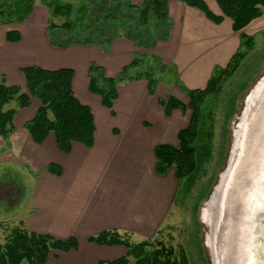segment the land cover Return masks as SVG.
Listing matches in <instances>:
<instances>
[{
    "label": "crops",
    "instance_id": "crops-1",
    "mask_svg": "<svg viewBox=\"0 0 264 264\" xmlns=\"http://www.w3.org/2000/svg\"><path fill=\"white\" fill-rule=\"evenodd\" d=\"M205 1L215 14L222 15L214 0ZM131 2L140 4L144 0ZM169 12L172 33L155 53L166 64L175 66L186 87L203 89L215 68L228 63L237 51L239 35L226 18L217 24L199 9L178 0L170 2ZM111 46L106 53L98 46L62 49L49 42L29 46L23 56L15 57L26 66L73 69V89L81 102L92 106L95 117L94 145L73 143L69 154L59 150L54 133L44 143L36 144L27 131L20 132L24 156L32 168L40 170L34 200L36 211H28L21 222L32 232L60 239L75 237L79 243L77 250L57 252L54 256L65 258L63 264H98L124 256L125 247L97 245L88 238L107 230L148 238L168 223L178 196L175 169L166 175L156 171L155 148L160 144L177 146V134L187 128L191 114L176 110L167 116L149 93L145 79L124 82L118 87L113 113L102 106L100 96L89 90L90 65L104 67L106 75L113 77L133 60L130 40L119 38ZM39 106L40 102L30 115L25 113L22 123L32 119ZM22 113L16 115V122ZM49 163L61 166L62 174L46 171ZM48 264L58 263L49 257Z\"/></svg>",
    "mask_w": 264,
    "mask_h": 264
},
{
    "label": "trees",
    "instance_id": "trees-1",
    "mask_svg": "<svg viewBox=\"0 0 264 264\" xmlns=\"http://www.w3.org/2000/svg\"><path fill=\"white\" fill-rule=\"evenodd\" d=\"M169 1L145 0L142 4H133L131 0H87L77 9L78 17H73V3L66 0H42L52 17L48 31L53 45L66 48L74 44H95L106 50L114 40L122 37L138 46L149 48L155 47L160 41H168L173 26L168 10ZM179 1L199 9L217 24L222 23L224 17L230 18L233 30L241 33V47L224 69L215 68L205 88L184 87L183 90L190 99V123L179 132L178 147L160 144L155 148L156 171L165 175L170 168H175L179 182L178 194L183 181H196L201 165L210 154L209 145L198 146L196 141L201 133L202 106L209 96L221 91L225 80L235 73L240 61L253 47L254 38L242 31L253 20L262 16L264 9V0H216L223 13L220 16L209 8L205 0ZM35 2L36 0H0V25L26 21L35 7ZM56 18L63 22L57 24ZM6 38L10 42H19L21 33L17 30L9 31ZM138 65L139 60L134 58L118 76L112 78L106 75L103 67L92 63L89 68V90L98 94L102 105L111 110L118 97V86L125 81L145 79L149 93L155 95L157 80L152 69L145 73L130 74L131 69H136ZM21 72L25 76L26 91L19 85L9 84L5 75L0 77V136L8 139L15 130L17 110L7 106L16 101L19 108H27L34 98L40 102V106L25 127L36 144L44 143L48 135L54 133L59 150L65 154L72 151L73 143L92 147L96 132L95 117L92 108L81 102L73 89L74 70H49L28 66L22 68ZM159 103L164 106L167 116L174 110L186 109V105L174 97H169L167 102L159 100ZM46 169L54 175L62 174L61 166L55 163H49ZM88 241L97 245L123 246L127 249L124 256L110 261L101 260L98 264H131L132 259L135 264H190L184 250L177 254L174 247H167L158 238L133 242L128 234L107 230L89 237ZM78 248L79 243L75 237L60 239L49 234L32 232L20 222L18 226L10 229L5 243L0 244V264H47L52 251L69 252Z\"/></svg>",
    "mask_w": 264,
    "mask_h": 264
},
{
    "label": "rangeland",
    "instance_id": "rangeland-1",
    "mask_svg": "<svg viewBox=\"0 0 264 264\" xmlns=\"http://www.w3.org/2000/svg\"><path fill=\"white\" fill-rule=\"evenodd\" d=\"M66 1L74 5L73 17H78L77 9L87 2V0ZM171 1L172 0L168 3V10ZM214 1L216 5H218L216 0ZM209 8L211 7L209 6ZM51 18L50 11L43 4L42 0H36L35 7L26 21L22 23L6 22L0 25V77L5 75L9 84L19 85L26 91V80L21 69L28 66H26V63L18 62L16 58L23 56V54L29 50L28 47L34 44L47 45L49 42L52 44L48 31ZM225 18L226 22L233 23L228 17H224L222 23ZM55 21L57 24L63 22V20L59 18H56ZM13 30H17L21 33V40L19 42H10L7 40V33ZM233 32L239 35L240 48L241 33L235 32L234 30ZM242 33L254 38L253 47L240 61L235 73L225 80L221 91L216 95L209 96L202 106V120L200 122L201 133L196 141L198 142V146L202 144L209 145L210 154L207 160L201 165L200 172L196 176V181L194 183H191L189 180L183 181L180 193L175 199V207L171 214L172 217L169 218L168 223L160 226L156 233L148 238L138 234L135 236L131 234L128 235L133 242L158 238L162 240L167 247H174L177 254L184 250L190 264H214L213 258L215 254H218L220 258L219 261L223 262V256L225 254L223 238L221 237L220 242H215V231L218 225L216 228H214V226L219 220H209L205 217L204 210L220 181L222 173L229 164L235 133L238 129L246 100L258 83L264 78V9L262 16L253 20L243 29ZM163 42L166 41L158 42L153 48L141 47L132 42L134 47L132 59L137 58L139 60V65L136 69H131L130 74L145 73L152 69V73L157 80L155 95H152L154 101L158 100L159 102V100H161L167 102L169 97H174L186 105L185 110H177L182 112L187 110V115L191 114L192 117V111L188 107L190 99L183 90L184 87L187 89L190 88L186 87L179 79L175 66L173 64H166L155 53L158 45ZM72 46H98L104 49L102 46L95 44H74L69 47ZM69 47L60 48L67 49ZM111 47L112 46H110L108 50L104 49V52L108 53ZM242 50L245 51L244 48ZM233 55L228 60V63ZM10 61H12L14 65L10 63ZM228 63L223 66H217L216 68L224 69ZM121 84H119V86ZM37 104L39 105L38 100L33 98L30 109L19 108L16 101L11 102L7 106L8 108H16L17 114H21L23 111L25 112L20 115L21 117L19 116L18 122H16V117L14 119V126L16 127V131L14 130L15 134L13 132L8 139H4L0 136V244L5 243L6 237L12 227L18 226L21 220L28 216V211H31V209L32 211H36V203H34V200L37 192V176L40 170L35 169V166H33V168L30 166L32 163L24 156L23 144L19 140V137L20 132L27 131L25 125L31 119L30 117L22 123L23 115L25 113H29L30 115V112H34ZM100 104L102 105L101 101ZM162 107L164 108V106ZM108 110L112 113L114 112V107L112 110ZM21 123L23 124L22 126ZM178 134L177 146L174 147L179 146ZM57 252L60 251H52L49 257L54 258V262L63 264L65 258L62 259V256L61 259L54 257ZM131 264H135L133 259L131 260Z\"/></svg>",
    "mask_w": 264,
    "mask_h": 264
},
{
    "label": "water",
    "instance_id": "water-1",
    "mask_svg": "<svg viewBox=\"0 0 264 264\" xmlns=\"http://www.w3.org/2000/svg\"><path fill=\"white\" fill-rule=\"evenodd\" d=\"M259 97L241 140L223 202L226 208L215 231L216 242L223 238V262L215 254L214 264H264V91Z\"/></svg>",
    "mask_w": 264,
    "mask_h": 264
},
{
    "label": "bare ground",
    "instance_id": "bare-ground-1",
    "mask_svg": "<svg viewBox=\"0 0 264 264\" xmlns=\"http://www.w3.org/2000/svg\"><path fill=\"white\" fill-rule=\"evenodd\" d=\"M264 91V78L258 83L256 88L251 92L246 100V105L243 111L242 116L240 117V122L238 125V129L235 133V140L232 148V153L230 156L229 164L226 170L222 173L220 177V181L216 186L207 207L204 210L205 217L209 220H221V215L224 211L223 206L226 208V204L223 205L225 199H227V189L232 179V172L234 168V164L236 163L237 155L239 152V148L241 145V140L246 135V128L254 115V111L257 110L259 105V97L260 94ZM218 221V223H219ZM218 223L214 226L217 227ZM217 229V228H216ZM216 236V235H215ZM216 242V238H215Z\"/></svg>",
    "mask_w": 264,
    "mask_h": 264
}]
</instances>
